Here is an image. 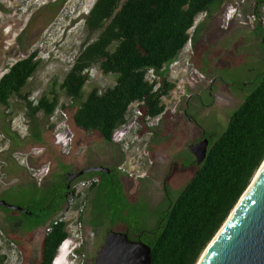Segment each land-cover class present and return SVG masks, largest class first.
<instances>
[{
    "label": "trees",
    "instance_id": "1",
    "mask_svg": "<svg viewBox=\"0 0 264 264\" xmlns=\"http://www.w3.org/2000/svg\"><path fill=\"white\" fill-rule=\"evenodd\" d=\"M223 2L225 0H97L82 18L87 37L70 70L61 83L54 82L55 88L37 103L26 101L27 116L33 120L39 113L47 118L54 116L59 106L58 88L70 101L61 106L69 116V125L75 137L81 136L84 141L86 132H96L105 144H116L113 135L132 119L134 105L143 111L140 118L143 125H147L148 120L161 118L166 111L164 98L174 91L178 82L170 80L168 66L192 40L191 31L195 30L198 17ZM41 64L37 52L30 53L12 64L0 79L2 123L10 115L12 99L22 97ZM94 67L118 78L114 86L105 90L94 88L85 97L84 89ZM151 71L153 79L149 80ZM211 136L206 159L201 165L194 161L196 171L191 181L150 229L130 227L127 215L132 212L119 197L122 192L128 193L132 184H111L109 176L99 174L102 179L97 193L99 201L107 202L108 210L121 213L112 224L124 227L123 231L129 229L131 235L138 234V238L151 247L152 264H197L263 164L264 73L259 84L230 116L225 130ZM34 142L37 146H47L59 168H66L60 147L54 145L52 137L46 138L38 123ZM117 150L120 165L124 155ZM24 181L31 189L21 192L25 198L22 207L32 214L6 217L5 223L29 232L51 221V231L43 240L42 264H54L60 246L69 237V220L53 225L52 217L73 207L83 194L76 195L74 191L67 197L60 175L53 181L54 187L47 191L36 188L37 182ZM91 191H86L85 198L74 208H80ZM97 206L100 210L103 208L102 203ZM78 221L81 223L83 219ZM0 264H4L2 257Z\"/></svg>",
    "mask_w": 264,
    "mask_h": 264
},
{
    "label": "rangeland",
    "instance_id": "2",
    "mask_svg": "<svg viewBox=\"0 0 264 264\" xmlns=\"http://www.w3.org/2000/svg\"><path fill=\"white\" fill-rule=\"evenodd\" d=\"M96 1L0 0V79L12 64L30 53L37 52L38 58L42 60L35 79L23 90L22 97L12 99L10 115L5 123L0 121V199L4 198L11 204L22 206L25 203L21 192H28L31 185L24 180L35 181L39 187L46 184L45 175L51 150L35 144L37 123L45 132L46 138L54 139V145H57L58 133L67 131L70 136L73 134L70 152H79L88 143H93L98 150L106 147L96 132H86L85 141L81 136L75 137L69 125V116L61 107L70 101L58 88L56 92L59 106L51 118L39 113L36 120H33L27 116L26 106V101L37 103L43 95L55 88L53 83H61L70 70L87 37L82 18L89 13ZM226 5H233L232 15L237 13L235 20L228 25L225 21L221 27L219 22L223 15L219 12L209 24L212 29L210 33L208 31V35L196 44L193 41L195 30L191 31L192 42L181 52L179 60L186 59L188 66L186 70L182 69L178 62L176 77L172 76L170 80L179 81V85L164 98L166 121L162 122L161 118L151 119L147 125H143L140 116L133 117L135 112L143 113L138 105H134L130 121L137 122L138 129L140 128L134 135L135 143L129 149L124 143L114 144L119 146L117 148L124 155L119 166L124 165L126 172L120 173L130 180L131 193L137 191L130 197L123 192L120 197L117 196L127 203L132 212L127 215L132 228H152L170 203L188 185L196 171L190 145L199 139L200 134L182 116L187 105L188 116L195 119L201 128L212 135L221 134L230 116L262 79L264 45L258 44L260 40L256 35L253 36L252 30L259 23L257 15L261 17V25L264 27V0H226ZM234 6L237 12L233 9ZM201 16L196 21V27ZM117 78L118 75H105L98 67H94L90 70V79L84 89L85 97L94 88L105 90L114 86ZM148 78L152 80L153 74L149 73ZM52 125L54 127L49 130ZM61 144L68 145L67 138L62 137ZM59 147L61 155L70 161V158L67 159L70 152L65 154L62 147ZM46 153L47 158H44L42 155ZM88 160L89 158L86 159ZM168 171L171 172V177L166 185L169 194L166 197L162 182ZM21 182L25 184L21 185ZM11 186L12 189L6 193ZM82 194L85 198V190H82ZM94 196L95 194H90L80 207V210L90 213L92 202L103 205L99 211V218H105L103 224L100 221V227L86 232L87 248L92 256H96L109 228L117 232L124 230V227L112 224V220L121 213L108 210L105 204L107 202H101L100 198L95 199ZM82 199L65 211L68 212V222L71 225L79 224L80 210L76 211L74 207ZM65 212L54 215L52 221L62 218ZM20 216L16 211L0 208V257L4 258V264H33L36 260L35 249L40 238L35 233L16 230L5 223L6 217L21 218ZM68 253L65 245L63 250L60 249L54 264H75L69 260Z\"/></svg>",
    "mask_w": 264,
    "mask_h": 264
},
{
    "label": "water",
    "instance_id": "3",
    "mask_svg": "<svg viewBox=\"0 0 264 264\" xmlns=\"http://www.w3.org/2000/svg\"><path fill=\"white\" fill-rule=\"evenodd\" d=\"M208 147L207 138L190 146L197 165L206 159ZM89 172L110 171L105 167H93L71 178ZM0 208L32 214L3 199H0ZM151 253V247L141 239L132 240L128 232L110 230L96 264H152ZM197 264H264V162Z\"/></svg>",
    "mask_w": 264,
    "mask_h": 264
},
{
    "label": "flooded vegetation",
    "instance_id": "4",
    "mask_svg": "<svg viewBox=\"0 0 264 264\" xmlns=\"http://www.w3.org/2000/svg\"><path fill=\"white\" fill-rule=\"evenodd\" d=\"M232 7H233V5H231V6L226 5V0H225V2L220 4L215 10H210V11H207L206 13L202 14L201 21H200V23H198L197 27L195 28L194 35H193V41L195 42V44L197 43L198 40H202V37L207 36L208 31L210 33V31L212 29H211V26L209 24H211L212 20L218 15L219 12L221 13V15H223V19H221L219 22L221 27L224 26L223 23L225 21H227V25H228L230 21L235 20L234 18H235L237 13L232 15ZM233 9L235 11L237 10L236 7ZM257 18L259 19V23L252 30V34H253V36L254 35L257 36L258 41L260 40V42L258 43L259 45L260 44L264 45V27L261 25V21H260L261 17H259V15H257ZM240 26H243V23H240ZM226 28H228V26ZM262 61L264 62V55H263ZM186 108H188V105ZM186 108H185V110H183V113H182L183 118H186V120H188L189 124L193 125L195 127V130L199 131V134H200L199 139L196 142H194L193 144H196V143H198L201 140L206 139V138L209 139V143H210L211 139H212V136H211L212 133L211 132L208 133L207 130L201 128V126L198 124V122L195 119L189 117L187 114ZM176 112H179V111H176ZM166 114L167 113L165 111L164 115L161 117L162 122L166 121V119H165ZM207 133H208V135H206ZM96 147L93 146V143L92 144L88 143L83 150L80 149L79 152H77V151L70 152L69 157L67 158V159L70 158L69 159L70 161L66 160V168L64 170H62V168L61 169L59 168L57 160L55 159V156L52 154V151H51L50 152V160L48 161L49 167H48V170H47L46 175H45L46 176L45 177V183L46 184L43 185L44 187H39L40 185L38 183H35L36 188H39V189L42 188V189H44V191H47L50 187V190H51V187H54L53 181H56L58 175H60L61 179H62V183H63L62 185H65V187H66L65 191L67 193V195H66L67 197L69 196L68 194H72L74 191H76V193H77L78 187H80L83 183H86L85 186H83L82 190H85V192H86V191H89L90 189H92L90 194H95L94 198L96 199V197L98 198L97 192H98L99 188L102 186V179H101V177H99V174H105V175L109 176L111 179L110 180L111 184H115V183L116 184L122 183L123 185L130 184V180L127 177L121 175L120 170H119V168H120V166H119L120 153L117 150V147H119V146L106 144L105 149L101 148L100 150H98ZM152 148H153V146L150 149L151 152L153 151ZM46 152H47V150H46ZM42 156L44 158H47V153L42 155ZM87 158H89L88 161H86ZM90 159H93V160L91 161ZM93 167H105V168L109 169L110 172L109 173H107V172H104V173H102V172H89V173L82 174L78 177L71 178L72 175H75L82 170H85L88 168H93ZM170 177H171V172L170 171L166 172L164 175L163 182H162L166 197L169 196L166 185H167ZM31 182H33V181H31ZM11 189H12V186L7 190L6 193H8ZM128 191H129L128 192L129 197L131 195H135L137 193V191H135L134 193H131L130 188L128 189ZM79 194H81V193H78V195ZM3 200H6V199L3 198ZM92 206L93 207H92L90 213H88L87 211L84 212L83 209L80 210V208H78V209L75 208L76 211L80 210L78 220L80 218L83 219V221L81 222V225H82L81 226V232H82V235L84 237V241H83L84 245H83V249H82V253H81V260H80L79 264H96L98 253L102 249L104 242H105V239H106V236H105L104 242L101 245V247L99 248L96 256H92L89 253V250L87 248L88 247V238L86 236V232L89 229L93 230L94 228L96 229V228L100 227L101 224H103L104 219H105L104 218L103 220H101L99 218L101 214L99 215L100 209L97 206V203L92 202ZM19 213H22V212H19ZM100 221L102 222L101 224H99ZM50 224H51V221L47 222L44 225L38 226L29 232H26V233H35V236L40 238V243H37V245H36V249H35L36 260H35V262H33V264H42L43 240L46 237V235L49 233V232H47V229L50 227ZM110 230H111V228H109L108 232ZM121 232H128L129 233V229H125V231H121ZM129 236L132 240H139L140 239V238H138V237H140L138 234L131 235L129 233Z\"/></svg>",
    "mask_w": 264,
    "mask_h": 264
},
{
    "label": "built area",
    "instance_id": "5",
    "mask_svg": "<svg viewBox=\"0 0 264 264\" xmlns=\"http://www.w3.org/2000/svg\"><path fill=\"white\" fill-rule=\"evenodd\" d=\"M192 40L189 41V45L191 44ZM179 58L180 56L173 62L171 63L168 68H169V73H170V77L172 78V76L176 77V65L178 64L179 62ZM12 66V65H11ZM151 73L153 74V72L151 71ZM177 84L179 85V81L177 82ZM72 134V133H71ZM62 137H64L65 139L67 138L69 144L64 146L63 144H61V139ZM122 138V132L121 131H116L113 135V141L115 143H119V141L121 140ZM72 140H73V134L70 136V134H68V132H64L62 131L61 133H58L56 135V143L57 145L61 146L62 147V150L65 154H68L70 152V148H71V145H72ZM120 171L122 172H126V169L124 168V165L121 166L119 168ZM86 183H83L80 187H78L77 189V195L78 193H82V189H83V186H85ZM61 221H68V212H65L64 213V216L62 218H59V219H56V220H53V225H57L58 222H61ZM81 223H79L78 225H71L69 224L68 225V233H69V237L71 236H75V238L77 239V241L80 243H82L84 241V238H83V235H82V232H81ZM51 228H52V225H50V227L47 229V232H50L51 231Z\"/></svg>",
    "mask_w": 264,
    "mask_h": 264
},
{
    "label": "clouds",
    "instance_id": "6",
    "mask_svg": "<svg viewBox=\"0 0 264 264\" xmlns=\"http://www.w3.org/2000/svg\"><path fill=\"white\" fill-rule=\"evenodd\" d=\"M179 60H180V58H179ZM179 63H180V66L182 67V69L186 70V68L188 66V61L186 59H184V60H181ZM135 116L141 117L142 114L135 112L133 117H135ZM138 130H140V128L138 129L137 122H135L133 120L129 121L128 124L122 126L119 129V131L122 132V138L118 144L121 145L122 143H124L127 145L126 146L127 149H129V146L131 144L133 145L136 141V139H134V135H136ZM65 245H66V250L69 251V253L67 255L69 260L75 264H79L80 260H81V253H82L84 242L79 244V242L77 241L75 236L68 237L60 246L59 252H60V249L62 247H64ZM58 255H59V253H58Z\"/></svg>",
    "mask_w": 264,
    "mask_h": 264
},
{
    "label": "bare ground",
    "instance_id": "7",
    "mask_svg": "<svg viewBox=\"0 0 264 264\" xmlns=\"http://www.w3.org/2000/svg\"><path fill=\"white\" fill-rule=\"evenodd\" d=\"M63 249H64V247L61 248V250H63ZM56 262H57V261H56Z\"/></svg>",
    "mask_w": 264,
    "mask_h": 264
}]
</instances>
